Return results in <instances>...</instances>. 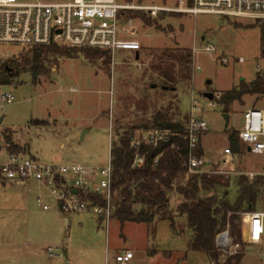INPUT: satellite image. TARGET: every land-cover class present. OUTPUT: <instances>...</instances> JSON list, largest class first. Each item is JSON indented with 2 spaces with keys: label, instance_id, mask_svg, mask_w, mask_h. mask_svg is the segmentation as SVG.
<instances>
[{
  "label": "rangeland",
  "instance_id": "374dc122",
  "mask_svg": "<svg viewBox=\"0 0 264 264\" xmlns=\"http://www.w3.org/2000/svg\"><path fill=\"white\" fill-rule=\"evenodd\" d=\"M117 1L174 6L178 0ZM129 11L133 12L129 14ZM138 12L151 21L145 23ZM119 19L131 32L128 38L139 52L138 59L134 56L135 49H117L108 58L93 59L80 51L72 52V57H57L50 64L48 75L39 76L35 82L21 72L0 85V94L10 92L13 96L11 103H0V162L5 159L6 143L1 135L5 132L13 143L23 146L24 155L40 161L103 166L110 160V143L119 134L137 127L133 133L136 139L144 132L142 125L156 112L185 123L194 98L208 125L199 139L202 157L211 162L206 168L230 180L240 175L249 179L251 175H260L264 156L250 153L240 143L228 164L222 165L221 161L225 157L223 148L230 146L228 135L241 128L244 110L251 105L264 110V96L255 99L254 95L244 94L240 101H233L226 112L225 125L222 106L216 101L208 106L209 99L202 93H222L237 86L241 79L252 80L258 70L264 69V58L259 51L264 24L242 18V23H238L211 14L170 12L150 17L136 9L121 11ZM207 44L214 49L204 52ZM180 46L190 49L192 80L177 84L173 90L151 88L145 69L155 60L154 55ZM26 51V48L1 46L0 61L19 57ZM221 55L228 58L227 64L220 63ZM238 57L243 61H237ZM71 86L77 91H70ZM53 124L58 125L61 137L42 127ZM38 190L41 189L33 181L10 185L0 180V264H119L114 256L126 249L133 251L134 257L125 264H211L204 252L188 248L191 234L183 216L173 218L178 233L166 217H159L153 226L128 221L121 225L111 217L101 220L91 210L63 211L44 189L42 198L38 199ZM235 190L232 184L230 200ZM43 203L50 207L43 209ZM170 204L173 209L174 198ZM262 207L264 203L258 208ZM243 212L237 213L235 221L240 234L245 224ZM227 228L230 242L235 245L233 254L242 253L239 264H260V247L244 240L242 234V243L234 242L229 223ZM48 247L55 255L46 252ZM217 250L219 262L231 254ZM58 253L62 256H56Z\"/></svg>",
  "mask_w": 264,
  "mask_h": 264
},
{
  "label": "built area",
  "instance_id": "2783aa9c",
  "mask_svg": "<svg viewBox=\"0 0 264 264\" xmlns=\"http://www.w3.org/2000/svg\"><path fill=\"white\" fill-rule=\"evenodd\" d=\"M140 10L156 17L161 12H176L183 14H211L229 18L251 19L264 24V0H178L174 6L165 4H135L118 2L117 0H63L53 2L19 0H0V47L19 46L31 47L50 43L65 44L71 47H88L113 53L115 50H133L134 43L128 38L131 32L120 24V13L126 10ZM211 45H205L204 52L212 51ZM134 51V52H135ZM221 64H227L228 58L220 57ZM242 62L243 58L238 57ZM199 68V66H197ZM70 91H77L74 86ZM220 92H215L218 99ZM13 101L10 92L0 94V103ZM208 106L214 105L209 100ZM201 107L197 99L192 98L183 127L184 138L187 141V170L191 173H211L206 167L211 162L202 156H197L199 139L205 130L207 122L202 118ZM136 139L133 136V146L140 142L157 145L166 142L170 129H149ZM238 138L250 153L264 156V110L258 107H247L242 114V125ZM5 159L0 162V180L26 183L33 181L39 187L37 198L41 199L44 189L63 211L94 212L98 218L111 217L110 181L112 166L110 160L99 167H89L79 162L46 163L36 157L21 153L8 152L4 148ZM225 157L221 164L226 165L232 159L233 153L229 147L223 148ZM157 158L153 160V163ZM143 156L135 155L133 165H141ZM219 172H224L219 170ZM218 173V172H217ZM255 175V174H254ZM254 175H251L252 177ZM260 176L264 177V170ZM98 194L105 200L104 205L94 204L87 198L88 194ZM43 209L50 206L42 204ZM245 224L242 226V238L260 247V264H264V207L255 211H245ZM227 226L218 231L215 245L224 251L235 252L231 244ZM46 252L55 255L48 247ZM56 256H62L58 253ZM115 261L125 264L133 257L131 250L118 251Z\"/></svg>",
  "mask_w": 264,
  "mask_h": 264
},
{
  "label": "trees",
  "instance_id": "16d2710c",
  "mask_svg": "<svg viewBox=\"0 0 264 264\" xmlns=\"http://www.w3.org/2000/svg\"><path fill=\"white\" fill-rule=\"evenodd\" d=\"M131 12L133 11H129V14ZM138 16L145 23L151 21L143 13ZM222 18L242 23V19L225 16ZM255 22L257 21L253 23ZM19 48H26L27 51L19 57H8L0 61V85L6 84L10 76L21 72L27 73L31 81L35 82L39 76L48 75L49 66L57 57H72V52L80 51L89 59L109 57V52L105 50L71 47L58 43ZM259 51L264 58V36L261 37ZM154 56L155 60L152 59L145 69L150 79V87L155 84L153 88L167 86L162 90H171V87L176 89L179 83L187 84L192 80L190 70L192 56L189 48L180 46L171 52L160 50ZM244 94L254 95L255 99L264 96V69L258 70L252 80L246 82L241 79L237 86L220 93L218 99L213 95L212 99L219 103L222 112L226 113L229 112V105L233 101H240ZM185 118L187 119V114ZM184 124L180 120H171L166 113L156 112L148 123L142 125V129L144 131L170 129L172 134L166 142L159 141L157 145L140 142L133 146V133L137 127H132L110 143L111 218L116 219L121 225L128 221L144 222L153 226V216L157 214L169 218L171 227L177 232L173 218L183 216L186 228L191 234L189 249L204 252L211 264H239L242 253L237 252L219 262L220 252L215 245V237L218 231L229 223L234 242L242 243L239 228L235 224L237 213L259 210V204L264 203V177L254 175L249 179L240 175L235 180H230L218 173L188 172V145L184 138ZM1 135L6 143V151L25 154L23 146L13 143L9 134L4 132ZM228 140L232 153L237 152L238 143L242 144L238 138V131L231 132ZM195 153L202 156L200 144ZM135 155L143 156L141 165H133ZM155 158L157 161L153 163ZM232 184L236 190L230 200L228 195ZM87 198L94 204H105L104 198L98 194L89 193ZM171 198L175 199L173 209L170 204Z\"/></svg>",
  "mask_w": 264,
  "mask_h": 264
},
{
  "label": "water",
  "instance_id": "95a60500",
  "mask_svg": "<svg viewBox=\"0 0 264 264\" xmlns=\"http://www.w3.org/2000/svg\"><path fill=\"white\" fill-rule=\"evenodd\" d=\"M134 56H135V59H138V57H139V52H138V50H136V51L134 52ZM209 81H210V80H208L207 83H210ZM151 87H152V88L155 87V84H152ZM166 88H167V86H162V89H166ZM173 89H174V88L171 87V90H173ZM202 95H203L204 97H206L207 99H209V100H211L212 97H213V93H212V92H209V91H204V92L202 93ZM222 115L224 116V119H225V125H227V122H228V114H227V113H223ZM0 121H1V120H0ZM81 137H82V135H81ZM247 150H249L248 147H247ZM21 184H23V183H21ZM59 208H60V204H59ZM159 217H160L159 215L155 214V215L153 216L152 223L154 224V223L157 221V219H158Z\"/></svg>",
  "mask_w": 264,
  "mask_h": 264
},
{
  "label": "crops",
  "instance_id": "0c3cea01",
  "mask_svg": "<svg viewBox=\"0 0 264 264\" xmlns=\"http://www.w3.org/2000/svg\"><path fill=\"white\" fill-rule=\"evenodd\" d=\"M50 117H48L49 119ZM50 120V119H49ZM55 120V119H53ZM56 122V120H55ZM58 125L57 124H53V125H49V126H42L44 127L47 131H49L52 135H55V136H60L61 137V130L57 127ZM38 127H41V126H38ZM34 157V156H33ZM74 162V161H72ZM50 163H59V162H50ZM66 163H71V162H66ZM2 181V180H1ZM3 182H6V181H3ZM7 182H10V185L14 184V182H11V181H7ZM15 185H23L19 182H15ZM37 186V184H36ZM37 188L39 189V187L37 186ZM44 204V203H43ZM48 209V208H47ZM130 250V249H128ZM118 252V251H117ZM133 252V251H132ZM133 257H134V253H133Z\"/></svg>",
  "mask_w": 264,
  "mask_h": 264
}]
</instances>
